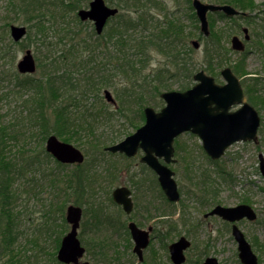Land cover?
Masks as SVG:
<instances>
[{"label":"rangeland","instance_id":"374dc122","mask_svg":"<svg viewBox=\"0 0 264 264\" xmlns=\"http://www.w3.org/2000/svg\"><path fill=\"white\" fill-rule=\"evenodd\" d=\"M105 1L112 6H115L117 2V0ZM202 1L223 3L225 0ZM230 1L237 2L231 5L248 14L228 19L222 18L220 12L208 13V19H210L208 36L201 32L200 22L193 15L195 11L191 1L162 0V4H156V7L151 8L149 12L160 26L170 25L175 21L185 27V32H193V36L187 39V44L183 36L173 41L175 49L179 51L177 57H174L176 54L173 55L158 47L156 50L147 52L148 57L140 75L142 77L147 75V79L152 81L151 88L141 89L148 101L146 105L156 110L164 106L162 98L157 94L155 98L152 93L153 86L159 84L160 76H163L161 84L171 83L173 84L172 89H178L177 84L186 80V76L182 74L170 77L178 56L181 57V63L193 68L194 72L204 69L216 77L219 83L225 82L220 75V70L228 65L229 60L238 62L248 72L247 75L240 74V78L248 79L249 73H256L258 77V82L252 85L254 88L253 91L251 90L252 100L248 99L261 117L258 142H236L227 149L221 159L214 161L204 152L197 135L191 132L178 135L174 141L176 162L171 166L175 171L181 197L177 203H171L165 198L157 180L155 183L150 173L145 174L142 171L136 157L128 158L123 154L107 151L103 154L99 152L93 154L90 151L91 148L89 150L91 154L87 155L85 152L87 145L81 146L86 155V162L80 167L74 164L59 165L52 156H47L46 138L54 133L55 124L41 122L43 115L35 103L40 94L37 88L38 82L43 86L46 77L42 76L40 66L31 75L20 74L16 68L17 61L28 48L31 49L39 65L35 50L36 42L33 41V35L30 37L27 35L18 42L13 41L10 35V24L26 27L27 24L23 16L9 21L7 16L13 14V18L14 12L8 11V0H0V126H4L7 131L4 140L12 161L10 164L7 162L0 164V171L10 170L9 174L12 177L10 188L15 190L11 200L10 219L4 217L7 210L0 203V243H2L3 228L13 218L14 222L11 224H13L12 231L16 236L15 245L19 243L21 246H26L27 256L33 253L39 256L40 261L37 264H60L55 259L53 260V254L56 258L60 240L70 227L65 220V210L69 204H77L83 209L78 236L87 250L89 247V252L85 253L83 260L95 264H171L167 245L184 235L191 240V246L186 251L185 264H199L208 254L216 256L220 264H242L238 258L237 243L230 232L231 225L218 217L205 218L203 214L216 203L235 205L239 202H246L255 208L258 217L255 221L243 219L238 222V225L251 243L258 264H264V177L258 167V153L261 152L264 155V0ZM87 7L88 4L85 5V8ZM57 20L70 25L73 23L72 19L63 16L58 17ZM115 20L113 18L109 21L106 30L109 25L114 24ZM87 23L92 25L90 21ZM244 26L249 29L250 40L246 43V50L237 53L230 48V38L234 34L242 37L241 29ZM63 27L66 28V25ZM71 27L72 30L79 29L80 31H85L87 28L86 26L77 27L75 24ZM158 30L159 28L156 27V33ZM49 34L55 35L53 31ZM192 38L200 42L198 49L191 46L190 39ZM68 40L64 37L63 43L69 44ZM208 47H215L217 56L225 60L222 66L214 65L212 71L207 70L205 59V49ZM98 60L102 64L105 63L104 58ZM103 68L110 80L116 83V86H120L123 77L117 74L113 65L108 63ZM93 71L96 74V69ZM155 72L156 80H151L155 78L153 77ZM111 73H115V77H112ZM30 80H34L33 83ZM24 82L25 87H23ZM104 88H108L117 100L115 90L111 86H102L97 92L106 103V108L114 109V105L104 100ZM87 99L81 100V103L95 102L93 96ZM64 100H68L64 102H67L66 105L69 108L72 110L75 108L72 99L65 98ZM154 101L156 104H153ZM128 108L129 111L133 110L131 107ZM116 116L118 115H114L116 123L112 126L111 124H98L95 135L93 134L94 139L105 138L106 134L122 130L123 126L127 127L128 124ZM52 121L53 117L50 119V122ZM140 125L142 123L137 124L134 130ZM46 129H48L47 134H45ZM81 133L84 134L82 140L86 141L87 132L81 131ZM15 154L24 160L28 157L35 158L38 163L28 169L29 172H26L25 176L22 173L18 174L14 169L20 161L17 156H12ZM125 165L130 166L129 177L126 181L120 175V169ZM39 168L41 169L37 170ZM204 173L214 181H209L211 183L201 189L203 185H197V183L200 182ZM137 177L148 186L145 194L136 190L132 183L137 181ZM228 178H230L229 182ZM84 181L93 185L92 196L84 195L81 187ZM125 184L135 189L134 200L137 208L133 217L143 224L154 225L156 240H153L150 247L146 249L144 263H139L136 255L131 253L133 242L125 228L127 217L111 198L112 190ZM143 195L147 200L154 201L153 205L148 207L150 217L149 214L142 212L146 205ZM92 201L101 206L93 208ZM154 207H156V219L153 216L155 215ZM56 243L57 248H55ZM101 246L104 247L103 252ZM2 258L5 260L7 257L4 255ZM31 260L34 262L36 259L31 257Z\"/></svg>","mask_w":264,"mask_h":264},{"label":"trees","instance_id":"16d2710c","mask_svg":"<svg viewBox=\"0 0 264 264\" xmlns=\"http://www.w3.org/2000/svg\"><path fill=\"white\" fill-rule=\"evenodd\" d=\"M89 1L8 0V11L14 12V16L13 18V14L7 16L9 21H14L19 16H23L28 28L27 35L29 37L33 35V41L36 42L35 50L39 59L38 66H40L42 76L46 77L43 86L38 82L37 88L40 90V94L35 101L38 106L37 109H40L43 115L41 122L43 124H55L54 134L64 141L73 143L80 148L87 145L88 148L85 150L87 155L95 154L96 152L105 153V146L120 140L132 132L131 130H134L137 124L143 122V108L148 104V101L141 89L143 87H152L150 86L152 81L147 79V75L140 76L148 57L147 52L153 49L156 50V47L165 51H168L170 47L175 49L172 47L174 40H178L180 36H183L187 44V39L193 36V32H185V27L180 23L174 21L173 24L171 22L170 25L160 26L154 20L153 15L149 14L150 9L156 7V4H162V0H117L115 6L122 12L119 11L116 16L112 17L111 19H116L114 24L109 25L107 30L105 27L102 34L98 35L92 25L81 21L77 16V10L85 7ZM214 3L237 4V2L230 0H225L223 3L215 1ZM220 14L222 18L225 17L223 13L220 12ZM62 16L72 19L73 23L71 25L75 24L77 27L86 26L87 28H85V31L72 30L70 24L57 20L58 17ZM63 25H66V28ZM156 27L159 28L157 33ZM51 31L55 35H50ZM61 33H63L65 38L69 39V44L63 43L64 37H62ZM63 44L64 46H60ZM176 53L178 54V51ZM217 55L215 47L205 49L207 70L212 71L214 65L222 66L224 64L225 60ZM102 58L105 59L104 64L98 60ZM108 63L112 64L117 74L123 77L120 86H116V83H113L106 75L103 66ZM227 63L239 77L240 74H248L245 71L246 69H243L238 62L230 61L229 63L227 61ZM94 69H96V74H94ZM193 72V68L182 64L179 59H176L174 71L170 77H175L179 74L185 75L186 80L177 84L178 89L184 90L190 86L191 82L193 83ZM115 75V73H111L112 77H115ZM154 75L156 76V72L153 77H155ZM162 79L163 76H160L159 84L152 88L155 98L156 94L159 95L161 91L173 88L171 83L161 84L163 82ZM151 80H156V77ZM241 80L245 86L248 99L252 100L250 98L254 90L252 85L256 83L258 77L249 76L248 79L241 78ZM33 81L30 80L32 83ZM102 86H111L115 90L117 97L116 108H106V103H104L102 96L97 93ZM23 87H25V82ZM89 96H93L94 103H81V100L84 101ZM65 98L72 99L75 105L73 110L66 105L67 102L64 101L68 100H64ZM153 104H156V101ZM128 107L133 110L129 111ZM114 115H118L116 117L124 120L128 124L127 127L123 126L122 130L106 134L105 138L100 137L99 139L98 137L94 139L93 134L95 135L98 124H111L112 126L116 123L114 122ZM51 117H53L52 122H50ZM81 131L87 132V135H85L86 141L82 140L84 134ZM6 133L5 127L0 126V164H6V162L10 164L11 161L4 140ZM47 133L48 129L45 130V134ZM93 149L94 152H92ZM89 150L91 153H89ZM49 155L48 153L47 156ZM12 156H17L18 161H20L19 165L15 164L17 167H15L14 171L18 174L22 173L24 176L26 172H29L28 169L38 163L35 158L28 157L24 160L19 158L18 154ZM57 163L64 165L60 162ZM39 165L41 164L39 163ZM9 173L10 170L0 171V203L7 210V214L4 217L10 219L12 215L11 200L15 190L10 188L12 177ZM81 187L84 195L92 196V184L84 181ZM91 205L93 208L101 206L94 201L91 202ZM11 222H14L13 218L3 228V234H1L0 264H37L40 261L39 256L34 253L27 256L26 246H21L19 243L15 245L16 236L12 231L13 224ZM55 246L57 248V243ZM101 249L103 252L104 247L101 246ZM87 251L89 252V247ZM4 255L7 257L5 260L2 258ZM31 257L36 260L32 262ZM54 259L56 262L58 261L53 254Z\"/></svg>","mask_w":264,"mask_h":264},{"label":"water","instance_id":"95a60500","mask_svg":"<svg viewBox=\"0 0 264 264\" xmlns=\"http://www.w3.org/2000/svg\"><path fill=\"white\" fill-rule=\"evenodd\" d=\"M201 31L209 34L208 11L222 10L227 15L240 13L229 4L206 3L193 0ZM118 12L116 7L108 6L104 0H91L89 8L78 10L81 20H92L97 34L102 33L109 17ZM245 13V12H241ZM27 32L24 25L12 24L10 34L14 41L21 40ZM243 39L237 35L231 37V48L236 51L245 49V40L250 38L248 28H243ZM194 48H199V41H191ZM20 73H34L36 61L30 49H27L22 58L17 62ZM221 75L225 83L215 82L213 76L204 70L194 74L196 83L183 91L168 90L161 93L165 101L159 111L151 106L144 108L145 122L135 132L127 135L123 140L107 146L111 152H124L134 155L138 148L144 150L142 160L149 163L158 173L160 184L170 200H178L179 192L173 179V171L158 161V157L169 160L173 154V140L184 131H191L202 139L203 148L212 159L223 155L224 151L235 141L257 139V129L260 117L257 110L247 101H243V88L239 78L230 67H224ZM105 99L115 104V99L110 90H104ZM232 105H240L235 111H229ZM46 150L58 161L63 163H82L85 155L75 145L60 140L51 134L46 140ZM156 156V157H155ZM259 169L264 176V157L260 153ZM113 199L122 204L127 212L132 209L130 192L124 187H118L112 192ZM82 208L70 204L66 209V220L71 224L70 230L63 236L57 252L59 261L65 264H94L88 260H81L85 254V247L78 237V228L82 219ZM217 214L224 220L232 222V235L237 242L238 256L243 264H258L257 256L244 233L236 224L242 218L254 220L257 217L255 210L246 203L225 207L217 205L208 215ZM134 240V252L140 260L143 259L142 249L148 243V234L139 229L135 223H129ZM185 237L169 245L171 259L174 264H181L185 260L184 250L189 246ZM203 264H219L215 257H208Z\"/></svg>","mask_w":264,"mask_h":264},{"label":"flooded vegetation","instance_id":"af4514ba","mask_svg":"<svg viewBox=\"0 0 264 264\" xmlns=\"http://www.w3.org/2000/svg\"><path fill=\"white\" fill-rule=\"evenodd\" d=\"M251 16H252V14H251ZM235 17V16H234ZM210 20V19H209ZM243 28V27H242ZM184 42H185V40H184ZM186 43V42H185ZM188 43V42H187ZM190 43H191V39H190ZM170 47V46H169ZM172 47L173 48H175V46H174V44L172 45ZM176 51H178L177 49H171V47H170V49L168 50V53H173V55L174 54H176V55H174V57H177V55H179V51H178V54L176 53ZM177 59H179L180 60V62H181V57H179L178 56V58ZM230 61H233V60H229V63H230ZM228 66H230V65H228ZM230 68L232 69V67L230 66ZM233 71V70H232ZM234 72V71H233ZM207 74H209V73H207ZM234 74L239 78V80H240V83H241V85H242V88H243V92H244V96H243V101H247V102H249V100H248V95H247V93H246V91H245V87H244V85H243V82H242V80H241V78L234 72ZM192 76H194V75H192ZM222 76V75H221ZM249 76H252L253 78H255V77H257L256 76V73H254V74H249ZM194 78V77H193ZM214 79H215V82H219L217 79H216V77H214ZM191 85H192V82H191ZM255 109H256V107L251 103V102H249ZM239 106L240 105H232L230 108H229V111H235L237 108H239ZM257 110V109H256ZM257 112H258V110H257ZM258 115H259V112H258ZM259 117H260V115H259ZM260 122H261V117H260ZM259 126H260V123H259ZM258 129H259V127H258ZM258 129H257V140L256 141H254V140H239V141H235V142H233L232 144H234V143H236V142H240V141H243V142H254V143H257L258 142ZM190 132V131H189ZM194 134V133H193ZM196 135V134H195ZM126 136V135H125ZM124 136V137H125ZM198 136V135H197ZM199 137V136H198ZM200 138V137H199ZM122 139V138H121ZM200 140H201V144H202V139L200 138ZM174 141H175V139L173 140V143H172V145H173V154L171 155V157H170V159L167 161V160H165V158L162 156V157H158V161L161 163V164H163V165H165L166 167H168L170 170H172L173 171V175H172V177H173V179L175 180V182H176V185H177V181H176V179H175V171L172 169V164H174L175 162H176V158H175V154H176V148H175V146H174ZM231 144V145H232ZM230 145V146H231ZM229 146V147H230ZM228 147V148H229ZM202 148H203V144H202ZM227 148V149H228ZM227 149L224 151V153H223V155H221L219 158H217L216 160H219V159H221L224 155H225V152L227 151ZM203 150H204V152L206 153V155L209 157V158H211L208 154H207V152L205 151V149L203 148ZM113 153H119V154H123L124 156H126V157H128V158H137L138 159V161H139V164L141 165V167H142V171L145 173V174H148V173H150L152 176H153V178H154V181H155V183H156V180H157V182H158V185H159V187H160V189H161V191H162V193L164 194V196H165V198L169 201V202H171V203H177L179 200H180V197H181V193H180V191H179V188H178V185H177V190H178V192H179V198H178V200H175V201H173V200H170L169 198H168V196L166 195V193L164 192V190H163V188H162V186H161V184H160V181H159V175H158V173L156 172V170L149 164V163H147L146 161H144V160H142V157L145 155V152H144V150L143 149H141L140 147L138 148V150H137V152L134 154V155H127L126 153H124V152H113ZM260 153V152H259ZM139 157H138V156ZM156 157V156H155ZM212 159V158H211ZM215 160V161H216ZM74 165H80V163H75ZM129 172H130V166L128 167L127 165H125V166H123L121 169H120V175H121V177L123 178V180H127L128 179V177H129ZM135 175V174H134ZM219 179H220V173H219ZM202 181H204V182H202ZM209 181H214V179H211L210 178V176H208L207 174H203V177H202V179L200 180V182H198L197 183V185H203V187H201V189H204V186L205 185H208V182ZM224 182H225V180H223ZM227 181L229 182L230 181V178H228L227 179ZM220 183H221V181H219ZM133 184H134V186H135V188H136V190H138L139 192H142V194H145L146 193V191L148 190V186H146V185H144V181H141L140 179H138V177H137V181H135V182H132ZM118 187H124V188H126V189H128L129 190V192H130V199H131V201H132V209H131V211L130 212H127L125 209H124V207H123V205L122 204H118L117 202H115L114 201V199H113V195H112V192L114 191V189H116V188H118ZM113 190H112V192H111V198H112V200H113V202L115 203V204H117V206H119V208H120V210L122 211V213H124L125 215H126V223H125V228H126V231H127V233H128V235H129V237H130V239L132 240V242H133V247H132V249H131V253H133V254H135L136 255V257H137V261L139 262V263H144V257H145V251H146V249H148L149 247H150V245H151V242L153 241V240H156V234L154 233V225H152V224H143L142 222H140L136 217L134 218L133 217V213H134V211L136 210V208H137V206H136V202H135V200H134V192H135V189L132 187V186H130L129 184H125V185H121V186H117V187H115ZM143 197L145 198V201H146V205L143 207V209H142V212H144V213H147V214H149V217H150V211H149V206H152L153 205V203H154V201H151V200H147L146 199V197H145V195H143ZM143 198V199H144ZM241 203H246V202H239V203H237V204H235V205H223V204H221V202L220 203H216V204H214L208 211H206L203 215H204V217L206 218V217H218V218H220V219H222L223 221H225V222H228V221H226V220H224L222 217H220L219 215H217V214H212V215H208L209 213H210V211H212L213 209H214V207H216L217 205H220V206H225V207H231V206H236V205H238V204H241ZM246 204H249V203H246ZM70 205V204H69ZM73 205H77V204H73ZM250 205V204H249ZM80 206V205H79ZM250 206H252V205H250ZM68 207V206H67ZM67 207H66V209H67ZM253 207V206H252ZM154 213H155V215L153 214V216H154V218L156 219V207H154ZM141 216H142V213H141ZM152 216V217H153ZM245 219V218H244ZM65 220H66V210H65ZM241 220H243V219H241ZM241 220H239V221H241ZM239 221H237L236 222V224L238 225V222ZM66 222L69 224V226L71 227V224L66 220ZM131 222H133V223H135L136 224V226L139 228V229H141L142 231H146L147 232V234H148V243H147V245L142 249V256H143V259L142 260H140L139 258H138V255L134 252V250H133V248H134V240H133V238H132V234H131V230H130V228H129V223H131ZM230 225H231V230H232V222H228ZM80 225H81V222H80ZM239 226V225H238ZM70 227H69V230H70ZM79 228H80V226H79ZM79 228H78V234H79ZM68 230V231H69ZM230 230V232H231V235H232V231ZM67 231V232H68ZM66 234V233H65ZM185 237L188 241H189V246L184 250V256H185V260H184V262H182L181 264H185V262H186V251L190 248V246H191V240L188 238V237H186V236H184V235H181V236H179L176 240H173V241H171V242H169V244L167 245V251H168V258H169V260H170V263L171 264H174V262L172 261V259H171V255H170V250H169V245L170 244H172L173 242H175V241H177V240H179V238L180 237ZM79 237V236H78ZM232 237H233V235H232ZM62 238H63V236H62ZM62 238H61V240H62ZM234 238V237H233ZM80 239V238H79ZM61 240H60V243H61ZM235 240V239H234ZM81 241V240H80ZM130 241V240H129ZM236 241V240H235ZM82 243V242H81ZM60 245V244H59ZM83 245V244H82ZM84 246V245H83ZM59 247L60 246H58V249H59ZM85 247V246H84ZM58 249H57V252H58ZM238 250V249H237ZM57 252H56V255H57ZM87 252V250H86V247H85V253ZM208 257H215L216 259H217V257L216 256H214V255H206L204 258H203V260H201V262L199 263V264H203L204 262H205V260L208 258ZM81 260H83V257H82V259ZM84 261V260H83ZM217 261H218V263L220 264V262H219V260L217 259ZM64 264V263H63ZM95 264V263H94Z\"/></svg>","mask_w":264,"mask_h":264}]
</instances>
